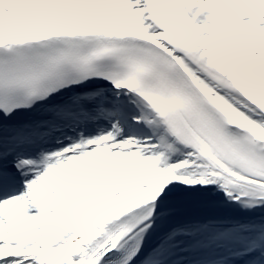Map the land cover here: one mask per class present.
Listing matches in <instances>:
<instances>
[{
	"label": "snow or ice",
	"instance_id": "snow-or-ice-1",
	"mask_svg": "<svg viewBox=\"0 0 264 264\" xmlns=\"http://www.w3.org/2000/svg\"><path fill=\"white\" fill-rule=\"evenodd\" d=\"M0 264H264V0H0Z\"/></svg>",
	"mask_w": 264,
	"mask_h": 264
}]
</instances>
